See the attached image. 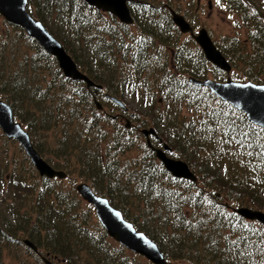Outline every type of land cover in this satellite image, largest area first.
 <instances>
[{"label":"trees","instance_id":"trees-1","mask_svg":"<svg viewBox=\"0 0 264 264\" xmlns=\"http://www.w3.org/2000/svg\"><path fill=\"white\" fill-rule=\"evenodd\" d=\"M212 5L229 16V33L214 42L232 67L230 76L264 82V6L258 0ZM196 8V0H178L175 9L190 15ZM27 10L83 73L122 99L142 126L156 129L196 180L173 177L142 136L125 127L122 110L112 117L114 103L102 91L65 77L52 55L0 15V97L40 155L66 174L40 177L19 145L18 157L6 149L0 264H44L45 253L62 264H151L105 233L76 192L77 181L107 197L170 264H264V225L232 211H264V129L187 81L189 75L222 79L226 73L177 38L168 13L167 19L134 13L125 25L83 0H27ZM0 138L9 141L1 132Z\"/></svg>","mask_w":264,"mask_h":264},{"label":"water","instance_id":"water-1","mask_svg":"<svg viewBox=\"0 0 264 264\" xmlns=\"http://www.w3.org/2000/svg\"><path fill=\"white\" fill-rule=\"evenodd\" d=\"M84 1L89 5L112 13L121 22H132L125 0ZM26 4L27 0H0V14L8 22L23 28L46 52L53 55L66 77L73 80H82L87 87H100L99 84L94 83L78 69L74 59L67 53L62 43L39 20L34 19L26 11ZM172 20L181 32L190 31L192 33L190 24L181 14L172 12ZM193 37L201 47L207 60L221 70H230L229 63L217 49L205 28H200ZM189 80L195 85L208 87L222 100L244 112L249 121L264 128V84H257L251 81L236 82L230 79L225 82H217L209 78L198 80L193 77H189ZM111 99L125 108L119 99L115 97H111ZM96 106L100 107V104L96 102ZM0 128L8 138H14L20 144L39 175L46 177L57 176L59 178L65 176L63 171L54 169L42 159L34 149L27 131L22 128L19 122L14 121L10 106L2 100H0ZM141 131L146 136L153 134L158 137L153 128L142 129ZM147 142L149 143L148 140ZM164 148H168L166 144H164ZM153 149L156 157L162 161L164 167L173 176L196 180L195 175L191 172L186 162L180 159L168 158L161 149ZM75 188L84 200L93 205L96 216L108 235L131 251L143 255L154 264H169L157 244L145 233L136 231L133 224L126 221L122 213L118 209L113 208L105 197L94 194L84 182L76 184ZM233 211L245 219L256 220L264 225V212L261 210L243 206L233 208ZM23 242L33 251H37L36 246L28 239H24ZM43 261L45 264H54L46 258H43Z\"/></svg>","mask_w":264,"mask_h":264},{"label":"flooded vegetation","instance_id":"flooded-vegetation-1","mask_svg":"<svg viewBox=\"0 0 264 264\" xmlns=\"http://www.w3.org/2000/svg\"><path fill=\"white\" fill-rule=\"evenodd\" d=\"M169 1V2H168ZM126 0V4L129 8L130 14L133 15L134 13H139V12H154V13H163L165 15V18L167 19L168 16L171 18V13H170V9L171 10H176L175 8L177 7L178 4V0ZM199 4L201 6L204 5V2L207 6V8L205 10L208 11V8H211V5H209V1L211 2V0H199ZM150 5L151 7L149 9H146L143 7V5ZM154 5H157L156 8L153 7ZM204 9V8H203ZM200 10H196L194 13L192 12V15H187L185 13H183L186 16V19L192 24L193 22H196L193 24V33H196V30L199 28L200 25V20H198V18H202L201 13H199ZM168 13V16H167ZM207 16H209V11L207 12ZM147 18H152L151 16H148ZM156 18V17H154ZM197 26V27H196ZM174 27V26H173ZM176 32H178V36L177 38L180 37L182 38V40L184 41H188L189 44L191 45L192 49L199 55L200 53H202L201 49L198 47L197 43L195 42V40L193 39L192 34L190 33H181L179 32V30H175ZM180 33V34H179ZM169 36H166V38H168ZM176 44H177V39H174ZM167 52L172 55V51L171 50H167ZM169 64L172 62V59H168ZM110 109H112V107H110ZM126 112H128L129 114L131 112H129L128 110H126ZM121 120L124 122L126 120V115L125 114H121ZM132 123H130L131 126ZM136 127H137V123Z\"/></svg>","mask_w":264,"mask_h":264},{"label":"rangeland","instance_id":"rangeland-1","mask_svg":"<svg viewBox=\"0 0 264 264\" xmlns=\"http://www.w3.org/2000/svg\"><path fill=\"white\" fill-rule=\"evenodd\" d=\"M260 1V5L263 7L264 6V0H258ZM205 2H204V9L202 11L201 15L202 18H198V20L202 21L200 26H205L207 28L208 31L212 30V32L210 33L212 39L213 36H217L220 33H229V29H230V25L228 24L229 21L228 19H226L225 14L222 15L221 11L216 9L215 7L210 8L209 11V16H207V10L205 7ZM225 16V17H224ZM229 18V16H228ZM214 31V32H213ZM131 104H133L136 107H139V105H137L136 103L131 101ZM140 108V107H139ZM7 149V153H10V155L14 156V157H18L20 156V149L17 145L16 142L10 140L8 141V143L4 142V140L2 138H0V165L3 164L2 159H4L5 156V152ZM1 181V179H0ZM1 190V187H0Z\"/></svg>","mask_w":264,"mask_h":264},{"label":"snow or ice","instance_id":"snow-or-ice-1","mask_svg":"<svg viewBox=\"0 0 264 264\" xmlns=\"http://www.w3.org/2000/svg\"><path fill=\"white\" fill-rule=\"evenodd\" d=\"M218 2H219V0H218ZM245 227H248V225H245Z\"/></svg>","mask_w":264,"mask_h":264}]
</instances>
